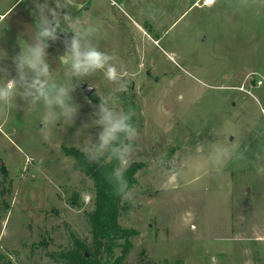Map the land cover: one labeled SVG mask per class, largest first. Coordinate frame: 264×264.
I'll return each mask as SVG.
<instances>
[{"label":"rangeland","instance_id":"1","mask_svg":"<svg viewBox=\"0 0 264 264\" xmlns=\"http://www.w3.org/2000/svg\"><path fill=\"white\" fill-rule=\"evenodd\" d=\"M205 2L66 0L63 9L98 29L100 49L129 73L117 95L124 109L135 103L131 164L143 168L123 199L129 212L120 224L139 233L126 264H264V0ZM12 11L0 26L8 78L20 44L31 42L35 0ZM63 39L47 49L57 81L65 80ZM116 87L100 72L86 78L73 93L78 118L58 122L47 138L42 106L29 110L19 98L2 106L0 264H62L48 255L70 249L73 232L92 243L93 182L63 148L84 152L100 130L92 124L96 93ZM75 194L80 210L70 206Z\"/></svg>","mask_w":264,"mask_h":264},{"label":"clouds","instance_id":"2","mask_svg":"<svg viewBox=\"0 0 264 264\" xmlns=\"http://www.w3.org/2000/svg\"><path fill=\"white\" fill-rule=\"evenodd\" d=\"M54 5L49 0L44 3L35 0L34 32L31 42L20 44L21 50L12 58L15 75L8 78V68L0 67V110L2 106L15 103L17 98L29 110L42 106L40 131L47 138L58 122L72 125L78 118L80 106L74 102L73 93L81 82L95 73H103L104 78L117 87L112 92L96 93L99 103L92 105V124L100 130L94 139L91 135L87 137L83 151L89 163L100 164L106 156L116 160L114 174L119 185L114 186V190L126 199L124 190L129 182L125 172L131 166L135 142L140 137L138 127L133 123L135 110L131 106L125 110L117 95L127 91L129 73L118 70L115 57L100 49L96 43L98 29L63 11L67 8L66 0H54ZM61 35L65 50L59 60L65 68V80L57 81L53 78L47 49L49 41H59ZM106 179L112 182L111 175Z\"/></svg>","mask_w":264,"mask_h":264},{"label":"trees","instance_id":"3","mask_svg":"<svg viewBox=\"0 0 264 264\" xmlns=\"http://www.w3.org/2000/svg\"><path fill=\"white\" fill-rule=\"evenodd\" d=\"M131 106L135 110V103L126 101L125 110ZM133 123L135 119L133 117ZM63 153L75 160V168L93 182L94 201L93 210L86 213L91 229L92 243L80 239L75 232L70 235L71 248L48 256L56 263L62 264H126L133 250V240L139 233L134 229L124 228L120 224L123 213L129 212L123 205V198L115 193L114 186L119 185L118 177L114 170L117 162L110 157L102 158L100 164L89 163L84 152L75 148H63ZM143 168L142 164L134 163L125 172L128 180V188L124 191L128 194L138 186L137 173ZM3 179L8 173L1 168ZM112 176V182L106 176ZM70 206L80 210L84 207L79 195H73Z\"/></svg>","mask_w":264,"mask_h":264},{"label":"crops","instance_id":"4","mask_svg":"<svg viewBox=\"0 0 264 264\" xmlns=\"http://www.w3.org/2000/svg\"><path fill=\"white\" fill-rule=\"evenodd\" d=\"M4 0H0V26L1 24L13 13L12 9L15 7V5L20 1L17 0L15 1L11 6H9L7 9L5 10H1V4ZM12 11V12H11ZM11 12V13H10ZM9 29L11 30V28L9 27Z\"/></svg>","mask_w":264,"mask_h":264},{"label":"water","instance_id":"5","mask_svg":"<svg viewBox=\"0 0 264 264\" xmlns=\"http://www.w3.org/2000/svg\"><path fill=\"white\" fill-rule=\"evenodd\" d=\"M82 89L84 90V94L87 97H90L94 93V90L91 87H87V86L83 85ZM89 89H92V91H89ZM243 208L244 209L248 208V202L247 201L244 203V207Z\"/></svg>","mask_w":264,"mask_h":264},{"label":"bare ground","instance_id":"6","mask_svg":"<svg viewBox=\"0 0 264 264\" xmlns=\"http://www.w3.org/2000/svg\"><path fill=\"white\" fill-rule=\"evenodd\" d=\"M214 4V0H211V2H208V0H206L205 5L206 6H212Z\"/></svg>","mask_w":264,"mask_h":264},{"label":"snow or ice","instance_id":"7","mask_svg":"<svg viewBox=\"0 0 264 264\" xmlns=\"http://www.w3.org/2000/svg\"><path fill=\"white\" fill-rule=\"evenodd\" d=\"M208 2H211V0H208Z\"/></svg>","mask_w":264,"mask_h":264},{"label":"flooded vegetation","instance_id":"8","mask_svg":"<svg viewBox=\"0 0 264 264\" xmlns=\"http://www.w3.org/2000/svg\"><path fill=\"white\" fill-rule=\"evenodd\" d=\"M147 75H149V73H147Z\"/></svg>","mask_w":264,"mask_h":264}]
</instances>
